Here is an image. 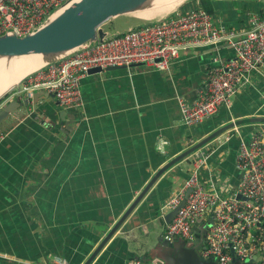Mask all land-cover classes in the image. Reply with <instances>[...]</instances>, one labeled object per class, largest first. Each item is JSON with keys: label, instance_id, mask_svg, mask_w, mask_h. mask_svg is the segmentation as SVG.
I'll return each mask as SVG.
<instances>
[{"label": "crops", "instance_id": "crops-1", "mask_svg": "<svg viewBox=\"0 0 264 264\" xmlns=\"http://www.w3.org/2000/svg\"><path fill=\"white\" fill-rule=\"evenodd\" d=\"M211 1L214 23L236 35L247 29L246 11L264 8V0ZM117 19L102 27L107 36L137 26L119 29ZM233 56L220 43L182 53L164 72L135 65L90 73L80 83L83 108L69 117L41 92L35 110L30 101L10 114L0 124V264H143L167 225L162 208L200 156L203 185L232 197L239 143L264 127V69L197 126L183 124L178 100L194 103L210 71ZM17 91L5 103L25 100Z\"/></svg>", "mask_w": 264, "mask_h": 264}, {"label": "built area", "instance_id": "built-area-1", "mask_svg": "<svg viewBox=\"0 0 264 264\" xmlns=\"http://www.w3.org/2000/svg\"><path fill=\"white\" fill-rule=\"evenodd\" d=\"M66 1L0 0V37L27 36ZM245 15L247 29L236 35L234 31L227 32L222 24L216 25L204 10L175 9L122 34L81 46L28 76L16 88V95L24 99H31L38 92L52 95L64 111L72 113L83 108L80 83L92 70L142 65L164 72L182 53L227 44L234 56L210 71L199 98L192 104L178 100L183 124L197 126L220 108H229L239 87L247 83L252 73L264 69V8L246 11ZM6 137L7 133L0 131V145ZM205 164L204 156L192 162L188 178L162 208L172 211L185 199L166 225L162 239L172 243L199 238L201 258L217 264L256 260L264 264V127L239 143L234 164L239 181L232 197L222 196L213 183L203 185L201 173ZM200 220L202 223L197 225ZM51 264L68 263L53 257ZM129 264L140 262L132 260Z\"/></svg>", "mask_w": 264, "mask_h": 264}, {"label": "water", "instance_id": "water-1", "mask_svg": "<svg viewBox=\"0 0 264 264\" xmlns=\"http://www.w3.org/2000/svg\"><path fill=\"white\" fill-rule=\"evenodd\" d=\"M154 1L155 0H67L27 36L22 38H18L13 34L1 36L0 78L4 75L3 73L13 70H22L24 74L23 78L16 85H12L10 88L0 93V124L17 109L29 107L30 101L33 104L32 109L35 110L38 98L44 93H35L31 100L25 99L19 103L15 101L5 103L9 94L28 76L67 57L81 46L93 44L96 41L101 42L107 37V34L103 32L101 27L106 22L116 17L139 13L152 8L151 6L154 4ZM238 1L249 2L255 0ZM181 7H183V5L179 8ZM72 44H75L74 48H72ZM99 72H101V70L95 69L90 73ZM67 113V111L64 112L65 116L69 117ZM33 116L34 114L31 115V117ZM73 117L74 116H72V118ZM149 188L150 186L144 189L130 205L118 221L117 227L133 211ZM186 197L187 195L185 198ZM239 198L240 196H237V199ZM184 202L185 199L182 200L174 210L169 211L165 215L164 221L166 224L170 223L177 211L183 206ZM211 222L212 220L209 221V223ZM199 223H202V221L200 220L197 225H199ZM114 230H116V227ZM194 232L196 235H199L197 228L194 229ZM111 234L112 232L108 237ZM201 249L202 242L199 238H196L194 241L177 239L172 243H168L161 237L152 248L145 251L146 253L143 255L142 262L143 264H217L214 261L201 258ZM232 264L246 263L233 262Z\"/></svg>", "mask_w": 264, "mask_h": 264}, {"label": "bare ground", "instance_id": "bare-ground-1", "mask_svg": "<svg viewBox=\"0 0 264 264\" xmlns=\"http://www.w3.org/2000/svg\"><path fill=\"white\" fill-rule=\"evenodd\" d=\"M188 1L190 0H155L154 5L156 6L139 12L138 15L141 19L152 20L155 17H161L173 11L175 8L180 7L182 4ZM71 46L74 48L75 44H72ZM3 74V76L0 78V93L4 92L12 85H16L23 78L24 72L22 70H13Z\"/></svg>", "mask_w": 264, "mask_h": 264}, {"label": "rangeland", "instance_id": "rangeland-1", "mask_svg": "<svg viewBox=\"0 0 264 264\" xmlns=\"http://www.w3.org/2000/svg\"><path fill=\"white\" fill-rule=\"evenodd\" d=\"M193 1H195V0H190V1H188V2H186V3H184V4H182L183 5V8L188 4H190V3H192ZM236 1V0H235ZM154 5V4H153ZM153 5L151 6V7H153ZM154 6H156V5H154ZM182 8V7H181ZM181 8H179V7H177V8H175V9H181ZM174 9V10H175ZM173 10V11H174ZM172 12V11H171ZM171 12H169V13H167V14H165V15H163V16H161V17H155V18H153L152 20H156V18L158 19V18H162V17H164V16H166V15H168V14H170ZM137 16V17H136ZM151 20V19H150ZM150 20H145V19H141L140 17H139V15H138V13H134V14H130V15H126V16H120L119 17V19H117V25L119 26V29H122L124 26H133V25H142V24H145V23H147L148 21H150ZM151 20V21H152ZM147 21V22H146ZM122 25H121V24ZM136 26V27H137ZM101 27H103V28H108L109 27V25L108 24H104L103 26H101ZM135 28V27H134ZM118 29V30H119ZM63 259V258H62Z\"/></svg>", "mask_w": 264, "mask_h": 264}, {"label": "trees", "instance_id": "trees-1", "mask_svg": "<svg viewBox=\"0 0 264 264\" xmlns=\"http://www.w3.org/2000/svg\"><path fill=\"white\" fill-rule=\"evenodd\" d=\"M198 8L204 10L208 14H213L212 1L211 0H200L198 2Z\"/></svg>", "mask_w": 264, "mask_h": 264}]
</instances>
